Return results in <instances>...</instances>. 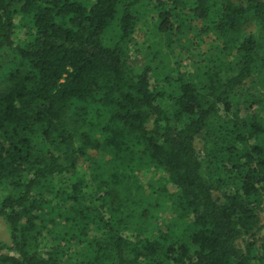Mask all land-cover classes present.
Segmentation results:
<instances>
[{
    "label": "trees",
    "instance_id": "1",
    "mask_svg": "<svg viewBox=\"0 0 264 264\" xmlns=\"http://www.w3.org/2000/svg\"><path fill=\"white\" fill-rule=\"evenodd\" d=\"M262 211L264 0H0V264H264Z\"/></svg>",
    "mask_w": 264,
    "mask_h": 264
},
{
    "label": "rangeland",
    "instance_id": "2",
    "mask_svg": "<svg viewBox=\"0 0 264 264\" xmlns=\"http://www.w3.org/2000/svg\"><path fill=\"white\" fill-rule=\"evenodd\" d=\"M180 49H181V47H180ZM196 146L197 147H200V143L199 142H196ZM260 216H261V221L264 224V211H262L260 213ZM3 227H4L3 224L0 223V240H2L4 236H6V233L4 232V228Z\"/></svg>",
    "mask_w": 264,
    "mask_h": 264
}]
</instances>
